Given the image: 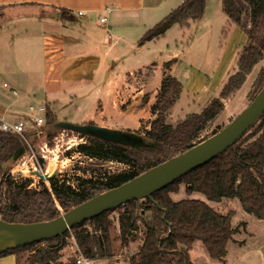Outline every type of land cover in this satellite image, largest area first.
Masks as SVG:
<instances>
[{
  "label": "trees",
  "instance_id": "obj_1",
  "mask_svg": "<svg viewBox=\"0 0 264 264\" xmlns=\"http://www.w3.org/2000/svg\"><path fill=\"white\" fill-rule=\"evenodd\" d=\"M205 2L184 0L141 38L155 36L175 23L188 26L189 20L203 15ZM222 3L227 16L245 30L248 37L239 52L235 72L229 76L218 97L212 98L202 111L190 114L177 125L167 123L165 113L179 98L182 85L175 77L164 78L159 97L152 106L155 116L140 122L139 134L147 146L133 148L83 133L86 141L78 143L77 148L83 154L117 160L128 164L130 169L107 179L78 177L80 181L76 187L67 180H57L52 176L50 187L42 180L35 188L31 186L30 178L18 181L11 173L4 171L1 162L20 154L22 142L16 134L0 129V218L21 223L56 218L61 214L59 204L67 211L199 142L200 132L225 108L224 100L240 89L247 75L264 58V0H222ZM263 84L264 67L254 83L251 100ZM47 110L45 122L40 127H45L48 135L52 136L58 126L55 115ZM33 137L36 136L32 135L31 140ZM180 183H184V192L188 195L200 192L212 202L237 198L246 213L264 219V113L235 143L212 160L145 199L131 200L116 207L119 209L116 228L119 229L118 238L122 246H129L140 225L145 229L144 238L137 250L130 254L128 263L194 264L189 250L197 240L205 246L211 258L223 261L228 242L242 224L232 226L233 210L221 214L201 199L174 201L171 193L178 192ZM111 210L77 223L71 228L73 233L68 230L63 235L43 239L47 243L43 247H37L43 241L32 242L0 252V256L14 253L18 264L24 255L29 264H75L73 257L67 260L61 258L66 239L72 235L88 258L95 260L97 257L111 256L110 236L115 228L113 218L109 217Z\"/></svg>",
  "mask_w": 264,
  "mask_h": 264
},
{
  "label": "crops",
  "instance_id": "obj_2",
  "mask_svg": "<svg viewBox=\"0 0 264 264\" xmlns=\"http://www.w3.org/2000/svg\"><path fill=\"white\" fill-rule=\"evenodd\" d=\"M183 1L0 0V117L21 118L37 101L52 111L58 127L81 121L140 137L134 130L155 116L152 106L168 77L177 78L182 91L165 121L177 124L202 111L235 72L248 36L224 12L222 0H206L203 15L188 26L175 23L141 38ZM174 27L191 42L184 49L168 42L157 47L158 35L166 39ZM234 235L231 242L241 244ZM0 264H18L17 256L2 255Z\"/></svg>",
  "mask_w": 264,
  "mask_h": 264
},
{
  "label": "rangeland",
  "instance_id": "obj_3",
  "mask_svg": "<svg viewBox=\"0 0 264 264\" xmlns=\"http://www.w3.org/2000/svg\"><path fill=\"white\" fill-rule=\"evenodd\" d=\"M209 21L210 19L207 18L205 24L208 25ZM201 26L203 27L204 23ZM174 28H172L171 31H168L165 36L166 39L161 38V34L158 35L160 41H158L157 47L162 48L164 43L168 42L171 46L178 44L179 48L184 49V46L191 40V38L189 35L188 37L186 35L181 37L178 28ZM203 42H205V40H203ZM196 45L198 46L199 44L196 43ZM206 58V68L210 69L213 63V54L206 56ZM263 67L264 58L261 59L255 68H253V71L251 70V72L247 75L242 87H240L239 90L224 100L225 108L214 119H212L211 122H209V125L204 130L200 132L198 137L199 140L211 136L215 131H219L221 128L228 125L229 121L246 107V104L251 101L254 83ZM33 102L37 101H32L31 103ZM67 120H70V118L68 117ZM75 122H77L76 125H81V121H74V123ZM66 123L70 124V122ZM71 123L73 124V122ZM170 124L177 125L175 123ZM141 126L142 125H140L137 130H134V133L140 135L139 132L141 133ZM39 131H41L40 136L33 137L31 140V145L35 156L31 154L32 150H30L29 147H26L27 149H24L23 153L17 158L13 159L14 157H9L8 159L1 162L3 170L11 173L18 181L24 180L25 177L30 178L32 180V187L38 188L42 180L44 183H46V185H48V187H50V178L52 176L57 180H67L70 185L76 187L80 181L78 177L89 179H107L113 174L126 173L127 170L130 169L128 164L119 162L117 160L89 157L80 152L77 148L78 143L85 142L86 137L82 136V133L76 130L73 131L71 129L57 127V129L53 130L52 136L48 135L45 127L40 128ZM142 140L139 136L126 134L125 139H120L118 143H121L124 146L127 145L133 148L141 149L148 145L144 141V138ZM43 143L47 145L46 148L42 150L41 147H45ZM24 168L25 171L23 175L20 170H24ZM37 172L48 175L50 174V177L48 179H40L37 175ZM184 187V183H180L178 192L171 193L172 199L174 201H179V199L183 198L201 199L205 201L212 209H215L221 214H227L233 210L234 214L231 217L232 226L235 227L242 224L238 233H235L234 238H239L243 242L241 244H236L230 240L227 245V253L223 257V262L216 258H211L208 255L205 246L199 240L196 241L197 243H195L196 245L191 251V259L196 261L197 264H263L264 219H258L252 214L246 213L243 208H241L240 202L237 198H225L220 202H212L207 200L206 197L200 192L188 195L186 192H184ZM58 209L61 214L65 212L60 204L58 205ZM118 213L119 209L113 208L109 215V217L113 218L115 224V228L111 232L110 236V245L112 246L113 251L112 255L97 257L99 264H130L128 263L130 254L135 249H137L138 244L142 242L144 238L145 229L142 227V225H140V230L134 233V239L129 241V246H122L121 239L118 238L119 229L116 228ZM87 223L91 224L90 222ZM88 228L90 229V226H88ZM69 231L73 233L71 229ZM46 244L47 243L43 241L38 244L37 247H43ZM75 249L76 247L74 242L69 236L66 239L65 247L61 251L62 260H67L68 258L72 257L74 255ZM20 264H29L26 261V255L21 258Z\"/></svg>",
  "mask_w": 264,
  "mask_h": 264
},
{
  "label": "water",
  "instance_id": "obj_4",
  "mask_svg": "<svg viewBox=\"0 0 264 264\" xmlns=\"http://www.w3.org/2000/svg\"><path fill=\"white\" fill-rule=\"evenodd\" d=\"M263 113L264 84L262 85V89L246 104V107L229 121L228 125L211 136L195 143L192 147L179 152L178 155L169 157L160 164L144 170L143 173L127 180V182L98 193L53 219L21 223L7 222L0 218L1 227H10L12 231L16 229L22 231V234L19 236H12L9 233L0 235V252L63 235L66 231L77 225V223L93 219L105 211L128 203V201L145 199V197L150 196L153 192L178 180L184 174L212 160L214 156L228 149ZM60 125L64 129L76 130L80 133L94 135L102 139H113L117 142L120 139H125L126 134L135 135L133 133H123L92 125L78 126L66 122H61ZM21 145L22 151L20 154L10 157H14L13 159H15L23 153L26 145L22 143ZM37 175L40 179H48L50 177L39 172H37Z\"/></svg>",
  "mask_w": 264,
  "mask_h": 264
},
{
  "label": "built area",
  "instance_id": "obj_5",
  "mask_svg": "<svg viewBox=\"0 0 264 264\" xmlns=\"http://www.w3.org/2000/svg\"><path fill=\"white\" fill-rule=\"evenodd\" d=\"M106 10L110 11V8H107ZM81 13L82 11H79V14ZM100 21L105 22L106 17L100 16ZM6 84L7 83H4L5 86ZM13 94H15V91H13ZM47 111H48L47 106L43 102L30 103L27 106V112L23 114L21 118L7 119L0 117V129L4 132L7 131L16 134L20 138L22 144L26 145V147H29L30 150H32L31 154L35 156L31 145L32 144L31 136L32 135L40 136L41 134V131H39L41 128L40 126L45 122ZM43 144L45 147H41L42 150L46 148L47 145L45 143ZM24 171L25 168L24 170L23 169L20 170V172L23 175H24ZM71 238L76 247L74 251V255L72 256L75 260V264H99L97 259L93 260L85 256L81 251L80 247H78V245L76 244L73 235L71 236Z\"/></svg>",
  "mask_w": 264,
  "mask_h": 264
},
{
  "label": "bare ground",
  "instance_id": "obj_6",
  "mask_svg": "<svg viewBox=\"0 0 264 264\" xmlns=\"http://www.w3.org/2000/svg\"><path fill=\"white\" fill-rule=\"evenodd\" d=\"M48 172V171H47ZM46 175H48V174H46ZM50 175V174H49ZM10 234V235H12V236H19V235H21L22 234V231H20V230H18V229H16V230H11V228L10 227H1L0 226V235H3V234Z\"/></svg>",
  "mask_w": 264,
  "mask_h": 264
}]
</instances>
